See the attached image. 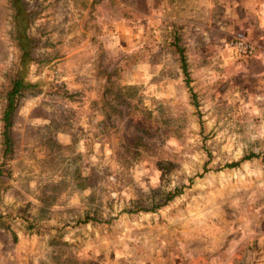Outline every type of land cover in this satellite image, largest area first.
Returning a JSON list of instances; mask_svg holds the SVG:
<instances>
[{
    "label": "rangeland",
    "instance_id": "374dc122",
    "mask_svg": "<svg viewBox=\"0 0 264 264\" xmlns=\"http://www.w3.org/2000/svg\"><path fill=\"white\" fill-rule=\"evenodd\" d=\"M24 2L40 85L5 155L0 0V264H264V0Z\"/></svg>",
    "mask_w": 264,
    "mask_h": 264
},
{
    "label": "trees",
    "instance_id": "16d2710c",
    "mask_svg": "<svg viewBox=\"0 0 264 264\" xmlns=\"http://www.w3.org/2000/svg\"><path fill=\"white\" fill-rule=\"evenodd\" d=\"M12 10V29L13 37L16 41L19 51V68L15 73H10L7 76V86L3 95L4 107L2 110V143L4 146V154L11 152L12 144L10 137V130L12 127V118L18 106V103L25 92H32L36 90L40 83L32 82L28 79L31 67L37 63L35 51L37 50V43L29 34L31 16L27 10L24 0H7ZM180 37L177 32H173L171 46L178 59L181 72L184 76V81L187 86L190 84V76L188 72V65L185 57L184 49L179 45ZM251 157H256L251 155ZM242 161V160H241ZM240 162L227 164V168H234ZM172 198V197H170ZM4 219L17 221L19 217L9 218L8 216H1Z\"/></svg>",
    "mask_w": 264,
    "mask_h": 264
},
{
    "label": "built area",
    "instance_id": "2783aa9c",
    "mask_svg": "<svg viewBox=\"0 0 264 264\" xmlns=\"http://www.w3.org/2000/svg\"><path fill=\"white\" fill-rule=\"evenodd\" d=\"M231 47L243 55L249 56L255 52V46L244 38L243 35H237L233 37L231 41Z\"/></svg>",
    "mask_w": 264,
    "mask_h": 264
}]
</instances>
